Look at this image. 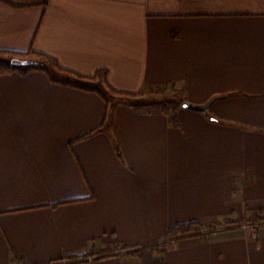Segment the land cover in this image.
<instances>
[{
    "label": "crops",
    "instance_id": "crops-1",
    "mask_svg": "<svg viewBox=\"0 0 264 264\" xmlns=\"http://www.w3.org/2000/svg\"><path fill=\"white\" fill-rule=\"evenodd\" d=\"M0 50L106 69L93 88L176 83L208 105L182 107L175 126L119 104L110 132L80 140L105 119L98 92L0 73V264H141L122 247L192 221L215 231L167 245L166 264H264V0H0Z\"/></svg>",
    "mask_w": 264,
    "mask_h": 264
},
{
    "label": "trees",
    "instance_id": "trees-1",
    "mask_svg": "<svg viewBox=\"0 0 264 264\" xmlns=\"http://www.w3.org/2000/svg\"><path fill=\"white\" fill-rule=\"evenodd\" d=\"M13 7H32V6H45L48 0H1ZM32 57V58H30ZM33 58H38L44 63L37 65L33 63ZM51 68H57L65 71L68 74H72L77 78V82L70 80L62 81L55 77L50 71ZM33 70H42L47 72L51 79L56 82H64L76 87L84 88L98 92L105 100L107 105V111L105 119L98 127L94 128L87 134L80 137V140L88 139L96 134L103 132H110L113 125L114 109L119 104H128L136 109H150L159 108L162 112L168 116L169 121L175 125H180L179 111L183 107V104L187 102L184 97L183 90L179 88L176 83H172L165 86L151 87L145 90H141L137 93L118 91L104 84L98 85L93 88L91 80L102 78L105 79L108 76L106 69L98 70L94 76H85L82 74L75 73L71 70L63 68L56 59L53 57L34 50L27 52H16L8 50H0V73H12L19 72L21 74H27ZM129 97H136L137 101H131ZM120 98V99H119ZM123 98L127 99L123 100ZM115 149L120 159H122V153L116 143H114ZM250 222V221H249ZM254 222L259 225L264 224V216L262 214L257 215ZM234 224V222H232ZM254 229L257 228L256 224H252ZM215 229H209L206 231V227L202 222L192 221L188 223H178L170 225L167 230L166 236L159 242L138 246L134 248H128V246L122 247V249H128L125 256L134 257L139 260L141 264H166L165 259L162 255L163 249L170 243L179 241L181 239L203 236L207 237ZM121 255V253L115 254ZM22 257L19 255L13 256V260L19 262ZM75 261V258H65ZM65 259L58 260L56 263H62ZM85 260V258H82ZM82 260V261H84ZM68 261V260H66Z\"/></svg>",
    "mask_w": 264,
    "mask_h": 264
},
{
    "label": "water",
    "instance_id": "water-1",
    "mask_svg": "<svg viewBox=\"0 0 264 264\" xmlns=\"http://www.w3.org/2000/svg\"><path fill=\"white\" fill-rule=\"evenodd\" d=\"M183 107L187 109L195 110V111L206 112L208 105H195L190 102H185L183 104Z\"/></svg>",
    "mask_w": 264,
    "mask_h": 264
},
{
    "label": "rangeland",
    "instance_id": "rangeland-1",
    "mask_svg": "<svg viewBox=\"0 0 264 264\" xmlns=\"http://www.w3.org/2000/svg\"><path fill=\"white\" fill-rule=\"evenodd\" d=\"M30 58H32V57H30ZM34 60H33V63H36L37 65H41V63H44L43 61H41L40 59H38V58H33ZM72 78V77H71ZM120 99V98H119ZM129 99L131 100V101H137V98L136 97H129ZM123 100H126V101H124V102H127V99H125V98H123ZM125 104V103H124ZM247 228V227H246ZM249 228H251V227H249ZM252 229V228H251Z\"/></svg>",
    "mask_w": 264,
    "mask_h": 264
},
{
    "label": "built area",
    "instance_id": "built-area-1",
    "mask_svg": "<svg viewBox=\"0 0 264 264\" xmlns=\"http://www.w3.org/2000/svg\"><path fill=\"white\" fill-rule=\"evenodd\" d=\"M245 227L249 228L251 227L254 230V226L253 225H246ZM254 237L257 238L258 237V233L254 231Z\"/></svg>",
    "mask_w": 264,
    "mask_h": 264
}]
</instances>
